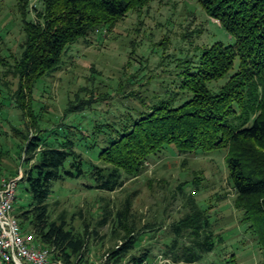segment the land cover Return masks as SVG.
Listing matches in <instances>:
<instances>
[{
    "label": "trees",
    "instance_id": "trees-1",
    "mask_svg": "<svg viewBox=\"0 0 264 264\" xmlns=\"http://www.w3.org/2000/svg\"><path fill=\"white\" fill-rule=\"evenodd\" d=\"M16 1L23 39L11 74L17 79L15 108L24 116L27 107L22 88L30 91L37 80L55 72L71 45L95 31H109L133 9L162 0H39L38 8L29 9V0ZM196 2L234 39V45L215 44L202 50L192 67L175 75L176 92H165L162 99L141 103L136 113L125 109L115 121L93 127L89 135L99 141L101 167L88 162V169L83 170L84 160L74 142L64 136L56 146L50 145L36 127L39 118L31 116L30 127L38 129V134L24 136L22 153L28 157L22 165L32 164L19 181L25 183L29 201L15 218L22 231L25 226L39 246L52 251L53 260L87 264L85 230L79 235L65 230L62 222L48 221L46 201L54 183L88 178L92 185L87 189L113 193L135 178L149 157L173 146L178 155L226 151L234 207L250 224L262 256L260 264H264V0ZM31 11L34 19L28 17ZM212 83L218 86L216 92L208 88ZM179 100L178 106L173 105ZM86 102L76 94L64 114L92 104ZM52 134V141H57ZM177 190L186 211L169 226L173 238L165 245L163 258L170 262L159 264H196L220 239L205 211L181 187ZM131 206V199H126L114 214L106 206L101 209L98 225H110L111 234L120 240L104 264H144L148 260L147 249L129 254L140 243L141 232L148 229L145 225L136 231Z\"/></svg>",
    "mask_w": 264,
    "mask_h": 264
},
{
    "label": "rangeland",
    "instance_id": "rangeland-1",
    "mask_svg": "<svg viewBox=\"0 0 264 264\" xmlns=\"http://www.w3.org/2000/svg\"><path fill=\"white\" fill-rule=\"evenodd\" d=\"M38 1L29 0L28 9L35 5L38 8ZM34 15L31 11L28 17L34 19ZM22 39L17 1L0 0V184L19 173L22 176L32 164L22 165L28 157L22 153L24 136H37L38 129L53 146L68 136L84 160L83 170L88 169V162L101 167L97 158L99 141L89 135L93 127L115 121L125 109L136 113L141 103L147 104L155 97L162 99L165 92H176L175 75L192 67L202 50L215 44L234 45V39L208 18L196 0L148 2L129 11L109 31H95L71 45L55 72L37 80L30 91L23 87L27 108L21 116L14 104L17 79L11 74V67ZM213 85L208 88L216 92L218 86ZM76 94L92 104L64 114L68 101H74ZM31 116L39 118L38 129L30 127ZM52 132L57 141H52ZM91 185L88 178L64 179L52 185L46 201L49 222H62L65 230L79 235L85 230L87 264H104L108 252L120 245L119 238L111 234L110 225L101 227L98 223L103 207L114 214L126 199H131L136 231L148 227L129 254L138 255V250L147 249L150 252L144 264L169 263L163 258L165 245L173 238L169 226L186 211L178 187L205 211L214 235L220 239L213 251L196 264L262 262L250 224L234 207L224 150L178 155L169 146L149 157L141 172L115 192L86 188ZM28 201L25 183L19 182L15 216ZM22 229L31 233L25 226ZM119 236L123 237V233Z\"/></svg>",
    "mask_w": 264,
    "mask_h": 264
},
{
    "label": "built area",
    "instance_id": "built-area-1",
    "mask_svg": "<svg viewBox=\"0 0 264 264\" xmlns=\"http://www.w3.org/2000/svg\"><path fill=\"white\" fill-rule=\"evenodd\" d=\"M21 174L0 184V264H61L51 250L39 246L32 233H23L14 215Z\"/></svg>",
    "mask_w": 264,
    "mask_h": 264
}]
</instances>
